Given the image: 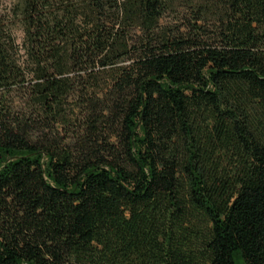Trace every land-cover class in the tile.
Masks as SVG:
<instances>
[{
  "label": "trees",
  "instance_id": "1",
  "mask_svg": "<svg viewBox=\"0 0 264 264\" xmlns=\"http://www.w3.org/2000/svg\"><path fill=\"white\" fill-rule=\"evenodd\" d=\"M0 264H264V0H0Z\"/></svg>",
  "mask_w": 264,
  "mask_h": 264
},
{
  "label": "rangeland",
  "instance_id": "2",
  "mask_svg": "<svg viewBox=\"0 0 264 264\" xmlns=\"http://www.w3.org/2000/svg\"><path fill=\"white\" fill-rule=\"evenodd\" d=\"M5 2H7V0H5Z\"/></svg>",
  "mask_w": 264,
  "mask_h": 264
}]
</instances>
